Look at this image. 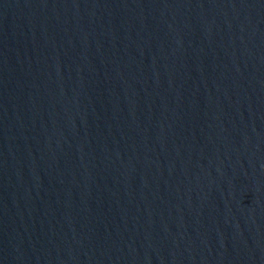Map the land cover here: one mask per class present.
<instances>
[{"label":"water","instance_id":"obj_1","mask_svg":"<svg viewBox=\"0 0 264 264\" xmlns=\"http://www.w3.org/2000/svg\"><path fill=\"white\" fill-rule=\"evenodd\" d=\"M0 264H264V0H0Z\"/></svg>","mask_w":264,"mask_h":264}]
</instances>
